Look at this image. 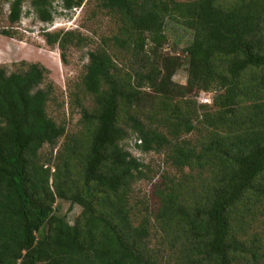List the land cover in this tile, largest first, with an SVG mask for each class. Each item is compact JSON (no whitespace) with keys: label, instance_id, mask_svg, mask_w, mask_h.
Masks as SVG:
<instances>
[{"label":"trees","instance_id":"trees-1","mask_svg":"<svg viewBox=\"0 0 264 264\" xmlns=\"http://www.w3.org/2000/svg\"><path fill=\"white\" fill-rule=\"evenodd\" d=\"M53 1L32 0L42 22L53 21ZM23 2L11 1V23L21 19ZM83 2L62 0V7L72 10ZM101 5L120 20L119 33L103 42L108 47L113 41L126 56L121 63L107 48L89 51L82 86L92 106L83 107V133L68 142L53 173L56 192L50 168L40 163L44 145L65 134L47 111L53 82L41 85L49 70L37 62L12 73L0 67V264H153L143 244L147 230L134 229L126 209L144 166L121 145L130 131L145 152L170 148L178 166L210 170L201 201L190 204L179 193L169 194L162 216L181 225L186 264H234L241 242L233 221L245 201L264 197V0H102ZM168 18L193 31L183 93L237 89L232 108L204 114V122L218 127L200 149L181 141L200 115L190 100L174 101L170 85L177 62L160 61L153 50L166 40ZM2 34L14 37L9 29ZM74 34L47 33L64 62L65 36ZM148 39L155 60L146 52ZM145 88L156 93L152 109L144 105ZM56 196L83 207L75 224L55 212Z\"/></svg>","mask_w":264,"mask_h":264},{"label":"rangeland","instance_id":"rangeland-1","mask_svg":"<svg viewBox=\"0 0 264 264\" xmlns=\"http://www.w3.org/2000/svg\"><path fill=\"white\" fill-rule=\"evenodd\" d=\"M11 1L0 0V67L12 73L26 69L27 63L37 62L49 70L48 79L41 87H45L47 82H53L54 92L47 111L65 127V134L54 145H44L40 152V163L50 168V183L56 192L53 173L62 164L68 142H73L83 133V107L92 106V98L82 86V77L89 62L88 53L90 50L107 48L119 62L124 61V49L114 47L113 41H108V47L103 42L104 37H113L119 33L120 20L118 16L102 8V0H84L80 7L72 10L63 9L62 0H54L53 21L42 22L31 5L32 0H24L21 19L11 23ZM4 29H9L14 37L3 35ZM70 31L75 34L65 36L68 47L64 62L59 44H49L47 33L60 32L62 37ZM78 35L84 41L78 43ZM165 36L162 46H156L153 50L160 61L164 57L177 62L172 76L173 85H170L174 101L190 100L192 108L200 115L198 121L194 120L195 129L183 134L181 141L183 143L186 140L200 149L208 133L218 127L215 123L210 125L204 122V114L214 115L222 108H232L237 89L233 86L193 90L184 94L183 88L187 85L189 76L186 48L192 41L193 31L179 20L168 18ZM71 38V43H76L71 44ZM147 42L151 45H146V52L151 60H155L154 54L149 50L154 43H150L149 39ZM128 64L130 65V61ZM144 91L147 97L144 105L152 109L157 102L156 93L151 88H145ZM248 100V103L253 102V99ZM140 142L137 134L130 131L121 143L144 164L143 175L132 184L126 198L130 222L134 229L146 228L143 244L152 257L153 264H186V259H183L184 231L175 221L164 218L161 211L169 194L179 193V200L190 204L201 201L207 193L212 174L206 168L178 166L170 148L145 152L138 147ZM54 209L57 214L65 216L70 224H75L83 211L78 203L57 196ZM238 216L233 221V228L241 243L234 264H264V197L256 196L245 201Z\"/></svg>","mask_w":264,"mask_h":264}]
</instances>
